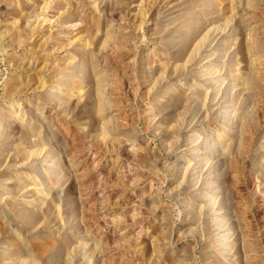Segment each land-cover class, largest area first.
Listing matches in <instances>:
<instances>
[{
	"label": "rangeland",
	"instance_id": "obj_1",
	"mask_svg": "<svg viewBox=\"0 0 264 264\" xmlns=\"http://www.w3.org/2000/svg\"><path fill=\"white\" fill-rule=\"evenodd\" d=\"M0 264H264V0H0Z\"/></svg>",
	"mask_w": 264,
	"mask_h": 264
},
{
	"label": "bare ground",
	"instance_id": "obj_2",
	"mask_svg": "<svg viewBox=\"0 0 264 264\" xmlns=\"http://www.w3.org/2000/svg\"><path fill=\"white\" fill-rule=\"evenodd\" d=\"M238 4H239V3H238ZM239 19H240V18H239ZM259 44H260V46L262 47L263 44H261V43H259ZM245 78H246V77H245ZM244 81H245V80H244ZM245 82H246V81H245ZM14 83H15V81H14ZM20 84H21V83H20ZM18 85H19V84H18ZM18 85H17V86H18ZM244 86H245V85H244ZM11 87H12V86H11ZM18 87H19V86H18ZM12 88H13V87H12ZM16 89H17V88H16ZM14 90H15V89H14Z\"/></svg>",
	"mask_w": 264,
	"mask_h": 264
}]
</instances>
